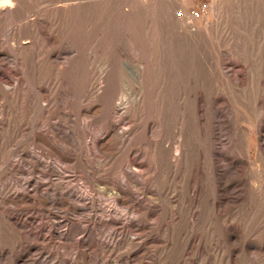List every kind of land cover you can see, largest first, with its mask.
Masks as SVG:
<instances>
[{
  "label": "rangeland",
  "instance_id": "374dc122",
  "mask_svg": "<svg viewBox=\"0 0 264 264\" xmlns=\"http://www.w3.org/2000/svg\"><path fill=\"white\" fill-rule=\"evenodd\" d=\"M0 190V264H264V0L0 7Z\"/></svg>",
  "mask_w": 264,
  "mask_h": 264
},
{
  "label": "bare ground",
  "instance_id": "6f19581e",
  "mask_svg": "<svg viewBox=\"0 0 264 264\" xmlns=\"http://www.w3.org/2000/svg\"><path fill=\"white\" fill-rule=\"evenodd\" d=\"M42 140V139H41ZM43 141V140H42ZM45 141V140H44ZM61 155V154H60ZM34 156V155H33ZM30 157V156H29ZM35 157V156H34ZM40 158H41V156H39ZM66 157H68V156H66ZM38 158V157H37ZM39 158V159H40ZM43 158V157H42ZM38 159V160H39ZM44 159V158H43ZM61 159H65L64 158V156H61ZM68 161H71V160H68ZM36 162V161H35ZM44 162V161H43ZM60 162H62V161H60ZM32 163V162H31ZM37 164H38V161L36 162ZM41 163H39L38 165H40ZM56 164V163H55ZM57 164H59V163H57ZM56 164V166H58ZM35 165V164H34ZM47 165V164H46ZM45 166V165H44ZM52 166V165H51ZM40 167H42V165L40 166ZM61 167V166H60ZM51 168V167H50ZM49 168V169H50ZM54 168V167H53ZM13 169V168H12ZM43 169V168H42ZM57 169V168H56ZM53 170V169H52ZM48 171V170H47ZM50 171H51V169H50ZM52 172V171H51ZM57 172H59V170H57ZM66 173V172H65ZM70 173V172H69ZM127 174H129V172L127 173ZM17 175V174H16ZM49 177V176H48ZM64 177V176H63ZM96 177V176H95ZM24 178V177H23ZM26 179H27V177H25ZM122 179H124V176L122 175V177H121ZM46 179H47V177H46ZM65 179V178H64ZM2 180V179H1ZM125 180V179H124ZM24 181V180H23ZM47 181V180H46ZM48 181H49V179H48ZM50 181H53V180H50ZM56 181V180H55ZM103 181V180H102ZM64 182H65V180H64ZM63 182V183H64ZM95 182V181H94ZM93 182V183H94ZM104 182V181H103ZM122 182V181H121ZM24 183V182H23ZM43 183V182H42ZM68 183V182H67ZM102 183V182H101ZM4 184V183H3ZM104 184V183H103ZM6 185V184H5ZM43 185V184H42ZM41 185V186H42ZM45 185V184H44ZM62 185V184H61ZM65 185H68V184H65ZM72 185V184H71ZM101 185V184H100ZM1 186H3V185H1ZM7 186V185H6ZM28 186L29 187H33V188H35V189H37L38 188V190H39V185H37V182H36V184L34 183V184H28V182H26L25 183V186L23 185V188L24 189H28ZM40 186V187H41ZM46 187H47V191L49 190L50 192H51V194H50V201H52V202H55V203H61V202H64V201H62L63 199H65V197L66 198H70V199H80V200H82V201H85V199H86V197H84V196H81V195H79V194H74L73 193V191H75L76 189H75V187L74 188H71V187H68V186H66L67 188H69L67 191H64L63 189H66V187L65 188H61L60 187V183H56V182H49L47 185H46ZM95 187V186H94ZM2 188V187H1ZM3 188H5V187H3ZM2 188V189H3ZM43 188V187H42ZM30 189V188H29ZM73 189H75V190H73ZM33 190V189H32ZM118 190H119V187H118ZM121 190V189H120ZM1 191V190H0ZM21 191H23V190H21ZM40 191V190H39ZM2 192V191H1ZM25 192V191H24ZM36 192V191H35ZM38 192V191H37ZM115 192H117V190L115 191ZM114 192V193H115ZM119 192V194L121 195L122 194V192L121 191H118ZM43 193H44V191H43ZM48 194H49V192H48ZM123 194H124V192H123ZM128 195V194H127ZM17 196H18V194H17ZM117 197V196H116ZM126 197V196H125ZM123 198H124V196H123ZM123 198L121 199V200H123ZM128 198V201H131V200H129V196L127 197ZM136 198V197H135ZM69 199V200H70ZM126 199V198H125ZM120 200V201H121ZM127 201V202H128ZM44 202H46V201H44ZM46 203H48V202H46ZM65 203V202H64ZM63 203V204H64ZM67 203V202H66ZM50 204V203H49ZM62 203H61V205H63ZM71 204V203H70ZM58 205V204H57ZM82 205V204H81ZM86 205V204H85ZM69 206V205H68ZM73 208V207H72ZM82 207H78V205L77 206H75V208H73V209H76V210H79V209H81ZM66 223V222H65ZM71 224V223H70ZM69 224V225H70ZM68 225V224H67ZM71 226V225H70ZM66 227V226H65ZM72 227H73V225H72ZM88 228V227H87ZM87 228L86 227H82V225L81 226H77L76 227V229H71V228H68L69 229V232L67 231V233H63L65 236H64V239H65V241H71V240H73V236L74 235H76V234H78V233H80V234H83V236L84 237H86V238H88V239H90V231L88 232V230H87ZM67 229V228H66ZM89 229V228H88ZM91 229V228H90ZM89 229V230H90ZM65 232H66V230H65ZM99 233H101V236L103 235V237H105V238H107L108 240L110 239L111 240V234H105L104 232H99ZM99 233H97V234H99ZM61 234V233H60ZM96 234V233H95ZM100 235V234H99ZM113 235V234H112ZM63 237V236H62ZM63 239V240H64ZM113 240V239H112ZM85 241V240H84ZM90 241V240H89ZM88 241V242H89ZM83 242V241H82ZM109 242V241H108ZM87 243V242H86ZM106 244V243H105Z\"/></svg>",
  "mask_w": 264,
  "mask_h": 264
},
{
  "label": "built area",
  "instance_id": "2783aa9c",
  "mask_svg": "<svg viewBox=\"0 0 264 264\" xmlns=\"http://www.w3.org/2000/svg\"><path fill=\"white\" fill-rule=\"evenodd\" d=\"M207 10H208V5L206 3H200L196 7L190 8L188 12V19H189L188 23L191 24L192 21L199 19L200 17L205 15Z\"/></svg>",
  "mask_w": 264,
  "mask_h": 264
},
{
  "label": "clouds",
  "instance_id": "9594fccd",
  "mask_svg": "<svg viewBox=\"0 0 264 264\" xmlns=\"http://www.w3.org/2000/svg\"><path fill=\"white\" fill-rule=\"evenodd\" d=\"M11 0H0V7H3L5 4H10Z\"/></svg>",
  "mask_w": 264,
  "mask_h": 264
}]
</instances>
